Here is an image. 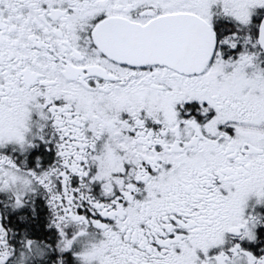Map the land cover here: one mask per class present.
Returning <instances> with one entry per match:
<instances>
[{"label":"snow or ice","instance_id":"6c2138e0","mask_svg":"<svg viewBox=\"0 0 264 264\" xmlns=\"http://www.w3.org/2000/svg\"><path fill=\"white\" fill-rule=\"evenodd\" d=\"M0 264H264V0H0Z\"/></svg>","mask_w":264,"mask_h":264}]
</instances>
